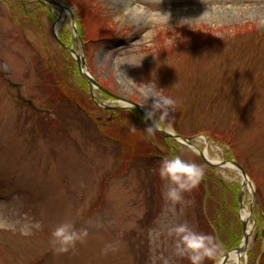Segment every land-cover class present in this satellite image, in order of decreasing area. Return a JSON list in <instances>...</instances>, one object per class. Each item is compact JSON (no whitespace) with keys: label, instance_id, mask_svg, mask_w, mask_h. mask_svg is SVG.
Listing matches in <instances>:
<instances>
[{"label":"rangeland","instance_id":"rangeland-1","mask_svg":"<svg viewBox=\"0 0 264 264\" xmlns=\"http://www.w3.org/2000/svg\"><path fill=\"white\" fill-rule=\"evenodd\" d=\"M57 1L70 10L39 0H0V264H153L154 258L162 264L161 255L171 264H190L173 254L174 238L166 231L159 240L154 233L183 222L200 231L198 215L209 230L204 213L210 201L213 213L221 212L228 244L242 242L240 215L251 218L241 263L264 264V0ZM55 32L68 35V45L114 93L149 111L156 100L174 99L161 127L200 135L194 143L210 159L238 161L252 186H242L237 167H212L176 141L179 155L203 166L211 179L207 211L190 192L173 214L158 156L166 157L174 143L148 133L137 109L90 89ZM58 88L83 109L48 91ZM29 101L51 111L37 113ZM87 111L99 125L121 119L111 134L116 140L100 135ZM145 146L154 149L142 154ZM63 222L86 227L89 235L57 253L51 233ZM109 243L115 251L103 254ZM233 248L224 247L207 264H219Z\"/></svg>","mask_w":264,"mask_h":264},{"label":"clouds","instance_id":"clouds-1","mask_svg":"<svg viewBox=\"0 0 264 264\" xmlns=\"http://www.w3.org/2000/svg\"><path fill=\"white\" fill-rule=\"evenodd\" d=\"M176 101L172 98L156 100L151 105L146 119H154L160 113L159 120L154 126L148 127L147 132L152 133L159 129L168 116L170 106H174ZM135 130V127H133ZM159 175L163 185V196L166 202L170 203V211L176 214L177 205L186 203L184 194L195 189L205 176L203 166L189 162L181 155H174L171 158L165 157L159 167ZM169 238H174V255L186 257L190 264H207L209 260H216L224 251L223 243L214 235L201 232L189 225L187 222L166 225L161 231H156L154 236L159 240L165 234ZM89 235L88 228H77L71 222L59 224L51 233L54 250L57 253H67L75 249L77 243H82ZM109 250L115 251L114 246L109 243L105 245L103 254ZM153 259V264H156ZM159 260L162 264H171L170 258L161 255Z\"/></svg>","mask_w":264,"mask_h":264},{"label":"water","instance_id":"water-1","mask_svg":"<svg viewBox=\"0 0 264 264\" xmlns=\"http://www.w3.org/2000/svg\"><path fill=\"white\" fill-rule=\"evenodd\" d=\"M43 1H46V2H49L53 5H57L59 6L62 10H64L65 8H67V6L63 5L62 3H60L59 1L57 0H43ZM74 20V19H73ZM75 24V23H74ZM55 36L56 38L58 39V41L64 45L71 53L75 54L76 56V59H77V62H78V65H79V68H80V71L83 75V77L90 83L91 87H96V88H99L105 92H107L109 95L113 96L114 98H116L117 100H120L126 104H129L131 106H134L136 108H138L143 117L145 118V120L151 125V126H154V121L153 119H146L147 117V111L144 109V107L138 103V102H135L129 98H126V97H123L119 94H116L110 90H108L107 88H105L103 85H101L95 78L94 76L91 74V70L89 69L88 65H87V61H86V58H85V55L83 54H80L78 53L73 47H70L68 46L67 44H65L60 38L59 36L57 35V33L55 32ZM157 131H159L162 135H164L165 137H170V138H176V139H179L183 142H186L188 144H191L193 145L198 151H199V154L211 165L215 166V167H220V166H223L225 164H230L232 166H235L237 167L238 169H240V171L242 172L243 174V177H244V185H252V182L251 180L249 179V176L246 172V170L244 169V167L236 160H227V161H223L222 163H216V162H213L211 161L205 154V152L197 145L191 143V139L192 137H186V136H183V135H179V134H175V133H172V132H169L165 129H162L161 127L159 129H156ZM242 196H243V191L240 192V203H241V208L243 207V204H242ZM255 196V195H254ZM253 206H254V201L251 202V210L253 211ZM249 221H250V218L248 217L247 219H244L242 218V223H243V227H244V238H243V242L241 243V245L236 248V251L238 252V254H242L244 252L247 251L248 247H249V241H250V236H251V232L248 231V226H249ZM232 252V251H231ZM231 252H228L226 255H225V258L223 259L222 263L221 264H227L228 260L230 259L231 257Z\"/></svg>","mask_w":264,"mask_h":264},{"label":"trees","instance_id":"trees-1","mask_svg":"<svg viewBox=\"0 0 264 264\" xmlns=\"http://www.w3.org/2000/svg\"><path fill=\"white\" fill-rule=\"evenodd\" d=\"M22 4V3H21ZM84 6V5H83ZM83 8L84 7H82L81 9L83 10ZM85 20L84 19H81L80 18V21H79V27H80V33H81V35H82V37L83 38H86V27H85ZM84 27H85V29H84ZM107 35H104L103 37H101L100 39H99V42H101V41H105L106 39H107ZM65 43H67V44H69V38H68V35L67 34H63V39H62ZM62 47V46H61ZM62 49L65 51V53H66V55L67 56H69L70 54L66 51V49H64V47H62ZM64 86H65V83H64ZM68 90V89H67ZM48 91H52L51 93H52V95H55L56 93H58V94H60L58 97H62V98H64L65 96H67L66 98H67V100H68V103H67V105H70V104H72V102H71V96L70 95H68L67 93H66V88L65 89H60V88H58L57 90H53V89H48ZM71 107H73L72 105H71ZM58 110H59V112L60 113H62V114H67L68 113V111L67 110H63V108L61 107H59V108H57ZM126 110H128V109H126ZM36 112V111H35ZM38 113V112H37ZM94 118H95V116H94ZM46 121L44 120L43 122L42 121H40V127L39 128H41V124L42 123H45ZM114 122V123H113ZM123 121L121 120V119H118V117L117 118H113L112 119V123H113V125H109V124H103V131L106 133V134H114L113 132H114V130L115 129H117V127L122 123ZM43 130V129H42ZM44 131V130H43ZM158 133V132H157ZM111 136H113V135H111ZM162 136V135H161ZM163 137V136H162ZM165 140H167V138H165ZM173 142L174 144L170 147V150H169V153H167L166 154V157H169V158H171L172 156H174V155H179V152H178V148H177V146L178 145H176L177 143H175L176 142V140H171V139H169V142ZM136 147H134V149H135ZM133 149V148H132ZM154 148H152V146H145L144 148H142L141 150H140V152L142 153V154H148L150 151H152ZM157 149V148H156ZM168 154H169V156H168ZM137 155V154H136ZM183 158V157H182ZM154 159L153 158H151V160H150V163H153L154 161H153ZM160 162H162V160H159ZM213 167V166H212ZM209 176V177H207V176ZM210 179H211V175H208V174H205V176H204V179L201 181V183L196 187L197 188V194H198V199H199V202H198V205H199V203H200V205L199 206H202L203 208H206V211L209 209L208 208V204H207V201H208V198H206V197H208L209 196V191H208V186H209V184H210ZM204 194V195H203ZM225 195H226V193H224ZM223 194V196H225ZM238 202H239V199H238ZM210 203H211V206H210V209H209V212H206V213H204L205 214V218H206V220L208 221V224H210L211 226L209 227V230H207V228L206 227H204V225L202 224V220H201V227L204 229H202L203 231L202 232H204V233H208V234H213L214 236H216L222 243H223V246L225 247V249L227 248V247H229V246H232V247H237L238 245H239V243H236V245L235 244H232V242H230L229 244H228V239H226L224 236H223V234H222V230H221V227L224 225L223 224V222L221 221V219H220V217H221V212L220 211H217V213H216V215H215V213H213V211H212V202L210 201ZM225 205V204H224ZM214 214V215H213ZM200 218H201V215H200ZM227 244V245H226Z\"/></svg>","mask_w":264,"mask_h":264},{"label":"bare ground","instance_id":"bare-ground-1","mask_svg":"<svg viewBox=\"0 0 264 264\" xmlns=\"http://www.w3.org/2000/svg\"><path fill=\"white\" fill-rule=\"evenodd\" d=\"M67 10H70V9H67ZM147 112H149L148 110H147ZM155 119V118H154ZM156 121V120H155ZM251 226L252 225H250L249 226V230L251 229ZM240 254H238V253H236V252H233L232 253V258H234V260L236 261V263H238L239 261L238 260H240ZM220 264V263H219Z\"/></svg>","mask_w":264,"mask_h":264}]
</instances>
